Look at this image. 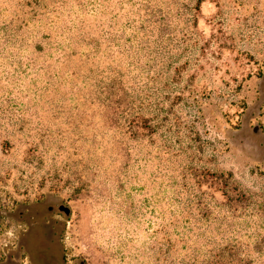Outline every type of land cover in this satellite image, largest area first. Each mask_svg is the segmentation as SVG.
Instances as JSON below:
<instances>
[{"label":"rangeland","instance_id":"374dc122","mask_svg":"<svg viewBox=\"0 0 264 264\" xmlns=\"http://www.w3.org/2000/svg\"><path fill=\"white\" fill-rule=\"evenodd\" d=\"M0 264H264V0H0Z\"/></svg>","mask_w":264,"mask_h":264},{"label":"trees","instance_id":"16d2710c","mask_svg":"<svg viewBox=\"0 0 264 264\" xmlns=\"http://www.w3.org/2000/svg\"><path fill=\"white\" fill-rule=\"evenodd\" d=\"M198 177L197 182L201 185L204 182H209L211 184H219L218 186L222 187V191L225 192L226 194H228L229 192H231L232 190L238 191L237 186L234 187H230L229 185V181L228 179H230L232 177V174L230 173H206V174H195ZM227 178V179H226ZM201 203H203V201H200ZM205 207L208 208V210L210 211V208L208 207V205L205 203ZM214 211H210V213H213Z\"/></svg>","mask_w":264,"mask_h":264}]
</instances>
